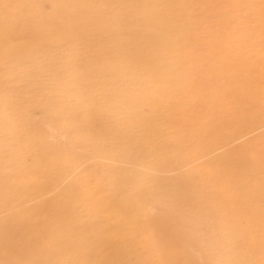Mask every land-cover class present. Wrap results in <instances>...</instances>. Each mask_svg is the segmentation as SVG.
<instances>
[{"label": "rangeland", "instance_id": "rangeland-1", "mask_svg": "<svg viewBox=\"0 0 264 264\" xmlns=\"http://www.w3.org/2000/svg\"><path fill=\"white\" fill-rule=\"evenodd\" d=\"M3 213L0 264H264V0H0Z\"/></svg>", "mask_w": 264, "mask_h": 264}, {"label": "bare ground", "instance_id": "bare-ground-1", "mask_svg": "<svg viewBox=\"0 0 264 264\" xmlns=\"http://www.w3.org/2000/svg\"><path fill=\"white\" fill-rule=\"evenodd\" d=\"M51 131V130H50ZM52 138H54L55 137V133L53 132V131H51L50 132V134H49ZM217 150L216 149H214V150H211V151H209L205 156H208V155H212L214 152H216ZM205 156H203V157H205ZM91 161V160H90ZM92 162V161H91ZM45 203H46V201H45ZM2 213V212H1ZM4 215L3 216H1L0 217V222L2 221V220H5L7 217H9V215L7 214V213H3ZM6 215H8V216H6ZM42 214H40V216H41ZM41 218V217H40ZM40 220H42V219H40ZM40 220H38V221H40ZM17 235H16V237H6L5 235V237L3 236V234L2 233H0V240L5 244V246L6 247H8V248H13L15 251H17L18 253L20 252V248L16 245V244H13L12 242L15 240V241H17V238H18V236L19 235H23V232H17L16 233ZM14 236V235H13ZM6 238V239H5ZM9 241V243H7ZM20 255H21V253H20ZM25 264H28V263H25Z\"/></svg>", "mask_w": 264, "mask_h": 264}]
</instances>
